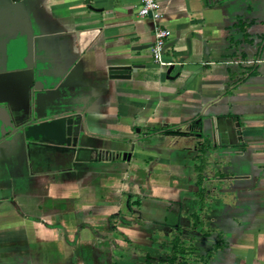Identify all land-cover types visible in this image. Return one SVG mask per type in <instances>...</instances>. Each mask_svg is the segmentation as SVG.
I'll return each instance as SVG.
<instances>
[{
  "label": "crops",
  "instance_id": "0c3cea01",
  "mask_svg": "<svg viewBox=\"0 0 264 264\" xmlns=\"http://www.w3.org/2000/svg\"><path fill=\"white\" fill-rule=\"evenodd\" d=\"M157 1L162 67L140 0H0V264H264V0Z\"/></svg>",
  "mask_w": 264,
  "mask_h": 264
},
{
  "label": "built area",
  "instance_id": "2783aa9c",
  "mask_svg": "<svg viewBox=\"0 0 264 264\" xmlns=\"http://www.w3.org/2000/svg\"><path fill=\"white\" fill-rule=\"evenodd\" d=\"M140 18H150L153 22L154 30V41L151 46V57L152 62L157 67H162L170 65V63H165L163 60L164 54L166 52L167 41L171 36V32L160 26L159 20L161 18L160 7L157 0H140V6L137 12ZM247 65L259 64L260 59L255 61H246Z\"/></svg>",
  "mask_w": 264,
  "mask_h": 264
},
{
  "label": "trees",
  "instance_id": "16d2710c",
  "mask_svg": "<svg viewBox=\"0 0 264 264\" xmlns=\"http://www.w3.org/2000/svg\"><path fill=\"white\" fill-rule=\"evenodd\" d=\"M165 132L167 134L175 133L169 130ZM175 248H176V251L173 252L171 258L169 259L171 263H174V264H199L200 263L199 259H191V262L188 261V259L191 258V256L187 258V255L192 253L190 249H188V247H182L179 245V246H176Z\"/></svg>",
  "mask_w": 264,
  "mask_h": 264
}]
</instances>
